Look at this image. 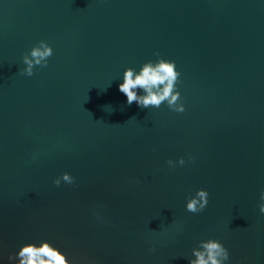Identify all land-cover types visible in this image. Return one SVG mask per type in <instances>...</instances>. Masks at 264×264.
<instances>
[{"label":"water","instance_id":"1","mask_svg":"<svg viewBox=\"0 0 264 264\" xmlns=\"http://www.w3.org/2000/svg\"><path fill=\"white\" fill-rule=\"evenodd\" d=\"M41 40L47 67L21 74ZM156 52L183 113L119 91ZM261 192L264 0H0V264L44 240L74 264H189L209 239L264 264Z\"/></svg>","mask_w":264,"mask_h":264},{"label":"clouds","instance_id":"2","mask_svg":"<svg viewBox=\"0 0 264 264\" xmlns=\"http://www.w3.org/2000/svg\"><path fill=\"white\" fill-rule=\"evenodd\" d=\"M53 54L52 47L44 40L38 42L31 48L29 53L22 57L25 68L19 70L21 74L34 75V67H47L48 58ZM155 55L158 59L155 62L148 61L142 65L139 72L129 67L123 73V83L119 85V91L127 97V104L136 103L142 109L149 107L159 108L162 104L176 113L185 111L181 94L176 86L180 82L181 73L176 68V63L172 60L159 58V52ZM142 92L143 94H138ZM191 160V158H190ZM177 162L168 160L169 167H175ZM178 164L183 166L185 160L179 158ZM74 177L69 173H62L54 179L53 183L57 187L61 181L67 184L74 183ZM209 193L205 189H198L194 196H191L186 203V210L196 214L204 211L208 205ZM259 205L260 213L264 214V192H261ZM149 251L154 252L152 247ZM195 259L189 264H225L230 259L229 250L218 240L209 239L200 241L199 247L192 250ZM16 260V264H74L68 257L54 247L50 242L44 240L37 245L36 243L23 244L18 252L9 254L8 260Z\"/></svg>","mask_w":264,"mask_h":264}]
</instances>
